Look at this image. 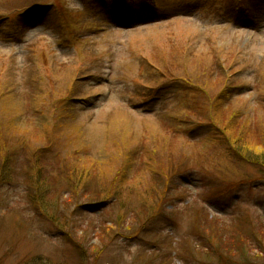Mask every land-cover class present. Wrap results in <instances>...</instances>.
<instances>
[{
  "label": "rangeland",
  "instance_id": "obj_1",
  "mask_svg": "<svg viewBox=\"0 0 264 264\" xmlns=\"http://www.w3.org/2000/svg\"><path fill=\"white\" fill-rule=\"evenodd\" d=\"M87 2L0 0V264H264V0Z\"/></svg>",
  "mask_w": 264,
  "mask_h": 264
},
{
  "label": "trees",
  "instance_id": "obj_2",
  "mask_svg": "<svg viewBox=\"0 0 264 264\" xmlns=\"http://www.w3.org/2000/svg\"><path fill=\"white\" fill-rule=\"evenodd\" d=\"M202 69L204 70V69H208V67L207 66H203L202 67ZM201 70V69H200ZM203 70H201L200 72H202ZM222 95H223V93L220 95V97H222ZM220 99V98H219ZM260 158V160L262 159V162L264 163V155L262 156V157H259ZM246 160V162H249V163H252V164H254V165H256V166H259V167H261V168H264L261 164L262 163H259V162H256V161H253V160H251V159H249V158H247V159H245ZM94 201V202H92V204H95V202H96V199L95 198H93L92 197V199H91V201ZM155 212V211H154ZM154 212H153V214H154ZM203 218L201 219L202 221L201 222H204L205 223V225H206V228L208 229L209 227V222H211L212 224H214L213 223V221L212 220H210L207 216H202ZM107 224H109V223H107ZM218 228L217 229H220L219 231H217L216 229H214V233H212V236H215V235H221V234H224V233H227L228 232V230H229V228L228 227H226V225H220V224H218V226H217ZM216 228V227H215ZM108 230H110L109 229V226L107 225V226H104V224H103V226H101V229H100V238H102L103 240H105V239H107L106 241H108L109 239H110V232H107ZM223 232V233H222ZM223 246L225 247L226 246V244H225V241H223ZM81 249H83V248H81ZM225 249H226V247H225Z\"/></svg>",
  "mask_w": 264,
  "mask_h": 264
}]
</instances>
